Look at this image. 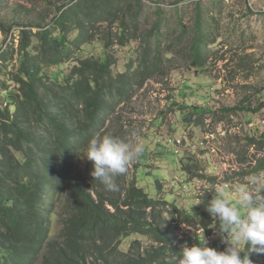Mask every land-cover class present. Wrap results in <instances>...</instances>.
<instances>
[{"label": "rangeland", "instance_id": "obj_1", "mask_svg": "<svg viewBox=\"0 0 264 264\" xmlns=\"http://www.w3.org/2000/svg\"><path fill=\"white\" fill-rule=\"evenodd\" d=\"M66 1L0 0V53L9 57L0 60L5 72L17 64L20 31L47 25ZM104 8L107 13H102ZM197 14L206 21L212 41L201 47L202 65L194 62L191 48ZM91 15L96 20L85 27L99 42L82 44L81 49L104 53L102 44L109 41L105 51L114 61L111 74L132 73L129 97L111 102L104 134L101 130L98 136L142 143L144 151L126 174L115 178L118 191H108L94 180L86 153L75 158L71 175L95 195L98 191L117 203L132 182L156 201V208L145 213L171 241L168 261L179 256L176 250L200 244L203 237L218 251L235 244L216 218L208 234L198 216L187 224L181 212L191 213L202 197L221 191L235 204L237 190L249 186V176H264V0L86 1L80 16L86 22ZM119 25L126 47L117 42ZM1 73L0 81L5 79ZM5 103L1 93L0 104ZM57 224L52 215L50 236L57 233ZM133 242L141 255L150 246L162 245L148 234L133 232L123 236L117 248L128 252ZM235 246L253 264H264V254L251 252L242 242Z\"/></svg>", "mask_w": 264, "mask_h": 264}, {"label": "trees", "instance_id": "obj_2", "mask_svg": "<svg viewBox=\"0 0 264 264\" xmlns=\"http://www.w3.org/2000/svg\"><path fill=\"white\" fill-rule=\"evenodd\" d=\"M86 1L94 0L66 1L47 25L22 29L16 66L5 72L0 64L5 76L0 94L6 97L5 105L0 104V264H168L171 241L145 213L156 208V201L132 182L120 204L98 191L95 195L71 175L75 158L86 153L89 140L102 130L111 102L129 97L132 75L111 74L114 61L105 51L109 41L102 44L104 53L81 49L99 42L85 27L95 15L86 22L80 16ZM194 32L193 58L202 65L201 47L212 41L199 14ZM116 34L118 44L128 46L123 26ZM154 40L158 47V37ZM6 54L2 51L0 60H8ZM213 197H202L181 217L191 224L198 216L209 234L214 217L209 219L205 206ZM52 215L58 230L50 236ZM133 232L162 245L150 246L144 255L134 242L128 252L120 251V239Z\"/></svg>", "mask_w": 264, "mask_h": 264}, {"label": "clouds", "instance_id": "obj_3", "mask_svg": "<svg viewBox=\"0 0 264 264\" xmlns=\"http://www.w3.org/2000/svg\"><path fill=\"white\" fill-rule=\"evenodd\" d=\"M144 151L142 143H129L112 135L94 136L87 144L85 158L92 163L91 176L108 191H118L116 177L124 175L128 166ZM248 185L237 190L235 204L223 191L211 198L205 210L222 225L235 244L244 243L251 252L264 254V176L251 175ZM228 244L223 251L203 242L191 247L184 246L182 254L173 255L168 264H253L249 255L241 256L242 250Z\"/></svg>", "mask_w": 264, "mask_h": 264}]
</instances>
